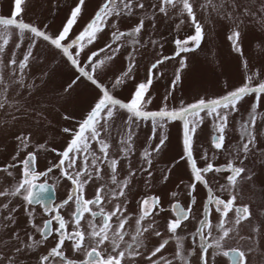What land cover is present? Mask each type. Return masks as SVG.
<instances>
[{
  "label": "snow or ice",
  "instance_id": "snow-or-ice-1",
  "mask_svg": "<svg viewBox=\"0 0 264 264\" xmlns=\"http://www.w3.org/2000/svg\"><path fill=\"white\" fill-rule=\"evenodd\" d=\"M25 4L26 0H13L11 16H0V110L6 106L9 109L15 108L16 111L21 110L17 106L18 101L13 103L8 100L7 93L13 83L19 84L20 89L27 88L31 91L33 88L34 85L25 83V70L29 68L30 59H35L33 49L39 41L45 42L50 50H54L72 72L57 97V100L63 101L62 107L73 103L74 93L81 87L93 93V98L85 113L76 121L75 127L61 129L70 137L61 149L50 148L46 142L34 144L31 132L15 135L16 151L11 156L13 162L0 166V171L13 181L10 187L0 191V198L8 197L7 202L0 204V232L6 237H0V264H24L21 257H28L29 253L45 246L50 237L51 246L46 249V254L28 257L29 260L34 258L37 264H55L57 258L63 264H139V259L146 264H192V258L196 257L197 264H209L211 249L214 256L228 257L229 264H251L249 255H264L257 239L262 234L264 221H258L259 227L251 224L253 213L249 206L236 203L242 195L239 188L242 179L252 180L254 176L245 166V161L258 156L264 164V111L261 110L264 108V79L260 78L258 71L249 74L248 62L243 60L245 78L240 86L214 98L201 97L187 104L181 102L179 108H169L166 103L168 96L181 81V72L188 67L187 58L182 54L199 48L204 36L194 0H156L155 4H146L145 0H98L91 19L74 37H70V33L82 12L86 10V0H74L66 22L54 35L45 30L46 25L42 29L24 22L23 19H17L25 11ZM225 5L232 12H228ZM199 8L203 11L210 9L218 14L224 9L222 15L229 20L234 19L233 13L237 16L253 17L259 13L264 17V0H259V3L257 0H244L243 3L239 0H220L219 3L215 0H204ZM149 9L152 10L150 16ZM170 10L186 17L194 33L183 39L175 38L174 53L170 56L157 55L148 66L145 80L135 84L130 97L126 101L117 98L113 90L135 79L137 54L140 47L144 46L140 37L145 31L146 22L152 20L154 28L156 15L168 17ZM128 20L132 21L131 27L121 30L120 23ZM184 23L185 20H181L176 27L179 28ZM10 28L17 29L19 33L16 49L21 47L25 33L30 34V43L21 54L22 58L14 51H6L11 35ZM106 28L111 30L109 42L90 54L85 53V49L94 44L98 35ZM227 38L231 42L232 50L243 56L238 25ZM149 43L155 44L156 41ZM126 46L129 50L124 56V69L110 83H105L102 74L106 72L107 62L114 60ZM109 50V55L100 58L101 53ZM4 56H8L6 61ZM176 57H180L179 67L174 72L171 90L164 97L165 104L158 110H149L147 106L152 100L148 92L153 80L163 75L161 65ZM5 68L10 69L13 77L11 83L4 79ZM245 104L248 107L245 108ZM52 107L55 109L56 104L53 103ZM28 111L36 113L32 117L34 123L48 121L46 112L33 108L25 109L22 114ZM61 116L64 120L75 119L67 113L66 107ZM234 117L239 124V139L226 145L227 133ZM12 119L18 118L13 115ZM175 121L181 123L182 154L174 164L183 161V166L190 173L189 182L184 184L189 201L187 208L179 202L171 203L172 216L169 217L165 215L169 210L165 200L169 197L176 198L177 191H162L160 194H146L143 197H134L131 193L134 187L133 178L138 174L146 173L144 182L149 187L154 186L149 183L154 180L151 170L153 154H159L166 147L168 136L164 130L169 123ZM206 121L210 122V146L215 151L210 155L208 149L201 145L199 159L204 163L200 166L194 155V144L198 130ZM3 123L5 122L0 121V126ZM144 125L150 128V133L145 138L147 147L139 154L138 167L133 169L131 157L134 154V142L138 138V130ZM153 141L157 142L153 144ZM93 144L96 145L95 149ZM29 147L33 150L27 151ZM112 150L114 154H110ZM21 152L24 153L23 158H20ZM41 152H52L57 157L55 162L49 160L43 171L39 170ZM219 154L226 156L224 164L214 163ZM122 160L128 161L127 172L123 179L118 180V168ZM16 168L20 169L18 176L10 171ZM56 170L59 171V177L70 182V188L67 198L58 205L44 206V213L48 218L43 220L41 226L35 222V206L42 197L34 190L38 187L40 192H45L49 185H38L36 182ZM158 171L161 173L160 179L167 182L172 168ZM105 176L110 178L111 185L97 184L92 198H86V187L94 181L104 180ZM221 180L224 183H220ZM210 181H215V191ZM198 185L203 188L204 196L199 207H196L197 196L194 193L197 192ZM17 198L22 204L13 205L12 201ZM106 199L108 203L117 201L108 211L103 206ZM70 203L74 208L70 219H65L60 209ZM129 204L133 205L132 211H129ZM20 207L24 208L28 217L23 228L17 227L16 212ZM214 213L219 216L215 225L211 219ZM230 213H234V219L229 216ZM86 214L90 219L82 224ZM130 221L134 224L132 230L126 229ZM244 221H249V235L246 236L239 231V225ZM226 224L232 226L226 227ZM214 229L216 235H213ZM37 233L40 239L36 238ZM145 234L159 238L158 242L149 248ZM189 237L192 245L191 248H186L185 241ZM229 239L236 241V247L225 249L224 242ZM173 243L174 250L166 253L165 250ZM245 244L250 246L245 249ZM69 246L73 252L83 251L85 259L79 262L69 259L64 251ZM109 248L110 251L104 255L102 249ZM261 264H264V260Z\"/></svg>",
  "mask_w": 264,
  "mask_h": 264
},
{
  "label": "rangeland",
  "instance_id": "rangeland-1",
  "mask_svg": "<svg viewBox=\"0 0 264 264\" xmlns=\"http://www.w3.org/2000/svg\"><path fill=\"white\" fill-rule=\"evenodd\" d=\"M156 3V0H145V3ZM197 5V18L203 25L204 36L202 42L195 51L182 54L187 58L188 67L181 72V81L172 91V94L168 96L166 101L169 108H179L181 102L187 104L194 102L195 100L204 98H214L216 96L224 94L226 91L231 90L235 87L240 86L244 82L245 69L243 68L242 61L247 60L248 72L258 71L260 78L264 79V17H261L259 13L255 17L248 15H239L233 13L234 19H225L222 13L224 9L220 10V14L213 12L210 9L208 11L200 10L199 5L204 0H194ZM219 3L220 0H215ZM243 3L244 0H239ZM259 3V0H257ZM74 0H26L25 11L21 17L17 19H23L24 22L33 24L42 29L47 28L46 31L49 34H56L62 29L66 22L70 8L73 6ZM98 0H86V10L82 12L81 17L77 20V23L73 26L70 37L77 35L84 26L91 19L94 14V10ZM13 0H0V16L9 18L11 16ZM228 12H232V9L225 5ZM151 9H149L148 15H151ZM255 11V8H253ZM181 20H185V23L179 28L176 25L180 24ZM155 27H152V20L146 22L145 31L140 37L144 46L140 47L137 54V69L135 70V79L128 81L125 85L114 89L113 94L126 101L131 92L134 90L135 84L140 81H144L147 74L148 66L153 62L157 55L170 56L174 53L175 46L173 40L175 38H185L186 36L192 35L194 29L186 21V17L180 16L174 11H169L168 17H164L161 14H157L155 17ZM132 21H124L120 23L121 30H127L131 27ZM238 25V30L241 33L240 45L243 52V56L232 50L231 42L228 40V36L231 34L233 28ZM2 31V29H0ZM11 35L9 36V44L7 46V52H16L19 58H22L21 54L26 50L27 45L30 43V34L25 33L23 43L19 49L15 48V44L19 42V33L15 28H10ZM110 29H105L104 32L100 33L94 44L88 46L85 49V53H91L97 49L102 48L110 40ZM127 39V38H126ZM150 41H156L155 44H150ZM2 42V41H0ZM163 45V47H160ZM128 47L123 48L114 60L107 62L106 72L102 74V79L105 83H110L114 76L119 75L125 67L124 56L128 51ZM110 54L104 52L100 54V58H104ZM33 55L35 59H30L29 68L25 70V83L34 85L31 91L27 88L20 89L19 84H12V87L7 93L9 101L15 103L20 107V111H16L15 108L9 109L7 106L0 110V121H4L0 126V166L6 163H12L11 156L16 151L15 135L20 132H31L33 133V143H47L50 148L61 149L66 141L70 138L68 134L63 133L61 129L63 127H75L76 121L81 118L92 101L93 93L88 89L81 87L74 93L73 103L70 105L63 106L62 100H57L60 95V89L69 81V77L72 72L69 67L66 66V62L61 60L60 56L50 50L45 45V42L39 41L36 48L33 49ZM3 59L6 61L8 56H4ZM180 57H176L174 60H168L165 64L161 65L163 75L159 79H154L151 88L149 89L148 96L151 98L152 103L147 107L149 110H158L165 104L164 97L168 95L171 90V81L174 79V72L179 67L178 61ZM4 79L10 83L13 77L10 74V69L5 68L3 70ZM256 81H254L255 83ZM19 90V94H17ZM251 100V98H246ZM43 102V103H42ZM55 103L56 107L53 109L52 104ZM243 103V102H242ZM67 108V113L71 114L75 119L64 120L61 113L64 112V108ZM244 107H248L247 104ZM37 111H44L48 115V121H36L33 122L32 117L36 115L35 112L28 111L24 113L25 109H33ZM264 111V108L261 109ZM243 111V109H242ZM16 116L18 119L13 120L12 117ZM239 115V114H237ZM247 115V113H245ZM239 124L234 117L230 124V128L226 137V145L233 144L239 139ZM168 136L166 141V147L159 153H154V160L152 165V171L154 173V180L149 183H153L154 186L149 187L144 179L147 177L146 173L137 175L133 178L134 187L132 188L131 195L134 197H143L148 194H160L162 191L175 190L178 192V196L174 199L168 198L165 200V205L168 207V212L165 215L171 217V203L179 202L183 207H188L189 197L184 189V184L189 182L190 173L183 166L184 162L180 164H174V161L179 158L182 154V142H181V123L179 121L171 122L167 125L164 130ZM150 133L148 125H144L138 130V138L134 142V154L131 157V166L133 169L138 167V157L143 151L145 144V138ZM210 122L206 121L200 130L197 132L194 144V155L198 160V164L203 166V161L200 157V146L203 145L209 151V154L214 149L210 146ZM157 141H153L155 144ZM96 145L93 144V149ZM33 148L29 147L27 151H32ZM110 154H114V150ZM24 153L21 152L20 158H23ZM57 157L54 153H39V170L43 171L46 168L49 160L55 162ZM226 162V156L219 154L218 158L214 161L215 164H224ZM142 163V162H141ZM128 161L121 162V166L118 168V180L123 179L127 172ZM247 169L254 173L252 180H243L239 184L241 196L238 197L237 205H248L250 212L253 216L250 218V222L253 225L259 227L258 221H264V164L260 162V158L252 157L245 161ZM171 167L172 171L169 173V179L164 182L160 179L161 173L159 169H167ZM14 173L19 174L20 169H10ZM212 174H209L211 176ZM226 175V174H225ZM40 182L46 181L51 183L56 189V200L50 205H58L61 201L67 198V194L70 188V182L66 179L59 177V171L56 170L50 173L48 177H42ZM183 181V183H181ZM12 179L7 177V174L0 171V191H4L6 187H10ZM104 183L111 185V180L108 176L104 177V180L99 182L90 183L85 189L86 198H92L94 194V187L97 184ZM214 191L216 189L215 181H210ZM220 183H224L223 180ZM177 185L180 187L178 188ZM197 196V205L199 207L200 200L204 196V190L198 185L197 192L194 193ZM8 197L0 198V204L7 202ZM117 201L111 203L105 200V210H111L113 205ZM13 205L22 204V201L14 199ZM12 205H10L11 207ZM43 204H37L35 206V222L42 226L43 220L47 219L48 216L44 213ZM74 205L71 203L65 208L60 209L61 215L65 219H70L71 211ZM133 205L129 204V211H132ZM18 219V228H23L26 225L28 219L24 208L20 207L16 212ZM229 216L234 219V213H230ZM90 219L85 215V220H82V224ZM213 224L218 222V214H213L211 217ZM115 220V218H113ZM187 223V222H186ZM249 221H244L239 225V231L241 235H249L248 230ZM55 226V225H54ZM86 226V225H85ZM232 226L226 224V227ZM134 224L130 221L129 225H126V229L132 230ZM191 227V226H190ZM71 228V225H69ZM29 231H32L29 228ZM261 235L257 236L260 243V250L264 252V228H261ZM215 229L213 235H216ZM54 235V234H53ZM183 235V233H182ZM235 235V234H233ZM0 237H4V234L0 232ZM146 243L149 248L155 245L159 238L150 234H145ZM36 238L40 239V235L37 233ZM50 241L45 245L36 250L34 253H29L28 257H35L38 254H46V249L51 246ZM129 239V237H126ZM67 243V242H66ZM192 242L189 237L185 241V247L191 248ZM225 249L230 247H236V241L229 239L224 242ZM250 245L245 244L244 248H248ZM2 247V245H0ZM174 243L171 244L166 250V253H171L174 250ZM65 255L69 259L81 261L85 259L84 252L79 253L73 252L69 247L64 249ZM107 250L102 249L104 255H107ZM197 255H199V249L197 248ZM28 257L22 256L24 264H37L36 259L29 260ZM251 264H261L264 260V255H249ZM139 259V258H138ZM55 264H63L58 258ZM139 264H146L145 261L139 259ZM192 264H197V258H192ZM209 264H229V258L222 255H213L211 249H209Z\"/></svg>",
  "mask_w": 264,
  "mask_h": 264
},
{
  "label": "water",
  "instance_id": "water-1",
  "mask_svg": "<svg viewBox=\"0 0 264 264\" xmlns=\"http://www.w3.org/2000/svg\"><path fill=\"white\" fill-rule=\"evenodd\" d=\"M34 191L37 194H39L40 197H42L40 202H42L43 204H48V203L52 202L53 200H55V191L51 185H49L47 191H45V192H40V189L38 187Z\"/></svg>",
  "mask_w": 264,
  "mask_h": 264
},
{
  "label": "flooded vegetation",
  "instance_id": "flooded-vegetation-1",
  "mask_svg": "<svg viewBox=\"0 0 264 264\" xmlns=\"http://www.w3.org/2000/svg\"><path fill=\"white\" fill-rule=\"evenodd\" d=\"M41 205V204H40Z\"/></svg>",
  "mask_w": 264,
  "mask_h": 264
}]
</instances>
